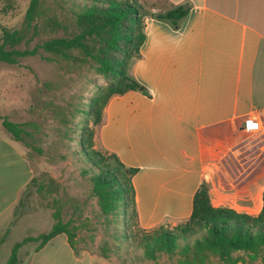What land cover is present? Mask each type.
<instances>
[{
    "label": "crops",
    "instance_id": "obj_1",
    "mask_svg": "<svg viewBox=\"0 0 264 264\" xmlns=\"http://www.w3.org/2000/svg\"><path fill=\"white\" fill-rule=\"evenodd\" d=\"M163 2L164 9L183 5L187 12L177 26L143 18L140 55L127 73L147 93L129 89L110 96L94 140L136 168L130 181L143 229L185 220L202 183L211 205L254 216L264 189V143L255 144L264 136V0ZM0 63L1 229L33 176L23 146L1 125L3 118L12 121L15 73L8 67L13 64ZM247 117L261 129L245 131ZM228 157L234 159L229 170L223 166ZM51 243L47 264L60 255L71 264H98L63 233L33 249L30 258Z\"/></svg>",
    "mask_w": 264,
    "mask_h": 264
},
{
    "label": "trees",
    "instance_id": "obj_2",
    "mask_svg": "<svg viewBox=\"0 0 264 264\" xmlns=\"http://www.w3.org/2000/svg\"><path fill=\"white\" fill-rule=\"evenodd\" d=\"M46 8L43 0H29L20 28L8 30L0 25V61L13 64L19 57L34 55L41 49L49 54L45 56L48 60L92 64L105 84L88 98L86 119L80 126L76 141L77 152L95 168L90 175L91 191L100 212L110 214L118 205L123 214L129 205L135 212L130 178L136 168L124 166L114 153L101 146L107 152L106 156L96 150L93 147L94 128L100 123L102 107L110 96L129 89L147 93L127 73L130 60L140 55L144 16L177 26L187 7L176 5L147 12L136 0H70L67 17H60ZM28 32V39L39 34L49 36L31 48H16ZM57 32L60 34L51 36ZM88 118L94 128L86 124ZM1 125L15 140L23 141V135L27 134L23 123L3 118ZM31 181L33 177L27 186ZM51 215L55 221L49 230L15 242L4 264L17 262L16 251L22 244L37 241L34 249H38L58 233L65 234L72 246L74 233L68 229L66 222H61L58 211H53ZM178 240L184 242L178 245ZM139 242L144 257L148 259H154L157 253H178L181 256L177 261L179 264H204L210 256L215 257L218 264L244 263L242 257L235 255L240 253L251 259L260 257V264H264V189L260 210L252 216L229 207L211 205L206 186L202 183L192 196L191 211L185 220L172 229L159 224L151 230H144Z\"/></svg>",
    "mask_w": 264,
    "mask_h": 264
},
{
    "label": "rangeland",
    "instance_id": "obj_3",
    "mask_svg": "<svg viewBox=\"0 0 264 264\" xmlns=\"http://www.w3.org/2000/svg\"><path fill=\"white\" fill-rule=\"evenodd\" d=\"M28 1L0 0V25L8 30L20 28ZM136 1L147 12L166 7L163 0ZM43 5L60 17L70 14L67 10L70 0H43ZM48 36L39 34L28 39V32L15 47L31 48ZM46 55L49 54L38 49L34 55L19 57L8 66L13 67L15 73L14 113L9 119L23 123L27 131L19 142L30 159L33 181L22 191L11 217L0 229V264L7 259L15 242L47 232L55 221L51 215L55 210L61 222H66L74 233V248L95 256L98 264H179L178 253H157L154 259L144 257L139 240L144 230L152 228L138 226L131 205L124 214L120 205L110 214L100 212L91 191L90 175L95 168L77 152L76 141L86 119L88 98L96 94L105 81L89 62L48 60ZM86 124L94 128L90 118ZM261 135L262 138H255V144L264 143ZM93 145L107 155L97 142ZM232 159L228 157L223 162L227 170L233 167ZM176 224L163 226L172 229ZM183 242L177 241L178 245ZM36 245L37 241H32L20 246L16 251L20 262L16 264H28L29 259L30 264L50 262L54 244H48L43 252L30 258ZM235 255L242 257L244 263L240 264H260L261 261L260 257ZM56 264H71V261L66 255H60ZM204 264H218V261L210 256Z\"/></svg>",
    "mask_w": 264,
    "mask_h": 264
},
{
    "label": "built area",
    "instance_id": "obj_4",
    "mask_svg": "<svg viewBox=\"0 0 264 264\" xmlns=\"http://www.w3.org/2000/svg\"><path fill=\"white\" fill-rule=\"evenodd\" d=\"M242 128L247 132H253L261 129V124L258 123L254 118L247 117L243 121Z\"/></svg>",
    "mask_w": 264,
    "mask_h": 264
}]
</instances>
